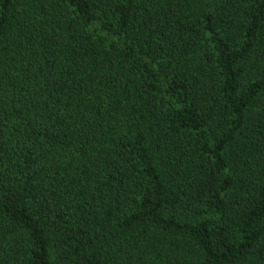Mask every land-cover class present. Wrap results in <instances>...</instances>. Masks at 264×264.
Returning a JSON list of instances; mask_svg holds the SVG:
<instances>
[{
    "label": "trees",
    "instance_id": "obj_1",
    "mask_svg": "<svg viewBox=\"0 0 264 264\" xmlns=\"http://www.w3.org/2000/svg\"><path fill=\"white\" fill-rule=\"evenodd\" d=\"M0 264H264V0H0Z\"/></svg>",
    "mask_w": 264,
    "mask_h": 264
}]
</instances>
